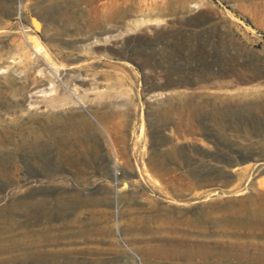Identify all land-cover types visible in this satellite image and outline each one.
<instances>
[{"label":"rangeland","instance_id":"374dc122","mask_svg":"<svg viewBox=\"0 0 264 264\" xmlns=\"http://www.w3.org/2000/svg\"><path fill=\"white\" fill-rule=\"evenodd\" d=\"M6 133L0 264H154L170 218L208 213L250 243L208 264H264V0H0Z\"/></svg>","mask_w":264,"mask_h":264},{"label":"bare ground","instance_id":"6f19581e","mask_svg":"<svg viewBox=\"0 0 264 264\" xmlns=\"http://www.w3.org/2000/svg\"><path fill=\"white\" fill-rule=\"evenodd\" d=\"M93 27L94 26H89V28H93ZM77 79L84 80L87 78L78 76ZM93 101L95 108L97 110V117L104 121V126L109 130L110 122L108 121L112 115H116V114L112 109H106L108 103L106 102V100L105 101L102 100L101 96L100 98L95 99ZM68 102L69 101L67 99V95L56 94L48 100L47 105H49V108L50 106L57 107V105H61ZM76 113L79 116L80 120H82V122H84L88 126L91 125V123L88 121L87 117L85 116L82 110L77 109ZM117 114L118 116L121 115V113H117ZM54 123H55L54 125H56L57 127L55 128V132H58L56 135L61 137L60 131H63L62 124L57 121H55ZM118 124L120 127H123L122 118H119ZM7 134L8 133H6L5 135H0V144L6 142V140H10ZM62 144L63 142L59 143L58 145L61 147ZM78 147L83 148L84 145L82 143L76 144V148ZM61 151L62 150L59 148V152ZM219 205L220 203H217V204H212L209 207L215 208ZM262 207H263L262 209H264V205ZM239 210H240L239 208L236 209V211ZM234 213L235 211L231 212L232 215H234ZM229 215L230 214L227 215L225 214L218 217L208 213L207 215L204 214L203 217H196V218H194V216L191 217L188 215L187 216L185 215L180 220L174 217L170 218V220L167 221L166 226L163 225L164 228H167L166 232L157 236V238L155 239L156 242L154 244L147 245L144 251L149 252L150 256H154L155 258L158 259L157 262L154 264H208V259L211 256H215V257L227 256L229 258H235V259H237L238 257H245V256L248 257L249 252L248 250L247 251L245 250L249 247L250 243L240 242V241L228 242L223 239L210 240L207 236L209 233V227H208L209 222L215 221L216 223H218L220 221L224 222L228 220L231 222H235L232 219H230V218H234L235 216L228 218ZM263 227H264V223H258L257 225L256 224L247 225V227H245L244 230L249 234L264 235ZM252 243L255 244V242ZM255 245L259 246L261 244L256 243ZM228 246H230V248H227ZM252 257L260 258L264 260V255L262 254L259 255L256 254L253 255ZM148 264H153V263L149 262Z\"/></svg>","mask_w":264,"mask_h":264}]
</instances>
